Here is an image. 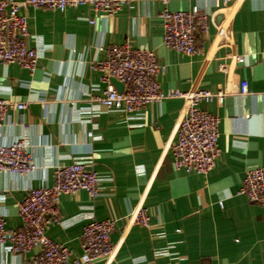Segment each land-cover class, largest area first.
<instances>
[{
    "label": "crops",
    "instance_id": "obj_1",
    "mask_svg": "<svg viewBox=\"0 0 264 264\" xmlns=\"http://www.w3.org/2000/svg\"><path fill=\"white\" fill-rule=\"evenodd\" d=\"M196 6L212 16L208 35L198 34L202 52L166 48L159 14ZM27 16V45L40 59L33 72L0 64V99L28 106L8 114L0 143L26 139L40 168L26 177L0 174L7 228L22 227L18 205L30 189L52 187L58 167L89 157L103 179L102 195L94 203L85 192L62 196L61 225L47 232L72 259L82 255L85 225L112 220L115 258L96 264H264V210L239 194L247 172L264 168V0H236L218 10L214 0H133L116 15L86 5ZM127 42L155 52L165 67L158 78L164 92L225 94L223 102L201 105L220 119L222 154L207 175L172 165L183 100L154 103L137 116L99 103L106 89L94 69L104 58L100 49ZM140 207L152 216L150 229L135 223ZM169 247L171 256L154 258ZM36 254L12 255L0 245V264H29Z\"/></svg>",
    "mask_w": 264,
    "mask_h": 264
},
{
    "label": "built area",
    "instance_id": "obj_2",
    "mask_svg": "<svg viewBox=\"0 0 264 264\" xmlns=\"http://www.w3.org/2000/svg\"><path fill=\"white\" fill-rule=\"evenodd\" d=\"M236 0H214L215 8L229 6ZM133 0H0V64H18L33 72L40 59L39 51L27 45L31 37L27 12L49 10L65 12L91 6L96 12L116 15ZM163 22V42L166 48L179 54L195 56L202 52L203 44L198 42V34L208 35L212 16L197 6L189 11L172 12L164 10L159 14ZM91 24L94 21L91 20ZM104 58L94 69L101 74V82L106 85L99 103L108 110H120L126 116H137L150 105L170 98L185 102V115L177 126L176 142L172 146V165L176 172L207 175L217 166L222 154L220 147V119L201 108L218 100L223 102V92L209 90L164 92L158 81L165 67L159 63L154 51L138 50L129 42L121 46L101 48ZM238 63L244 62L237 56ZM124 85L119 92L111 80ZM242 82L241 92L247 90ZM28 106L0 99V128L5 125L10 112H22ZM40 168L30 152L29 143L21 138L16 143H0V174L9 173L16 177H26ZM102 181L95 169L93 158H78L70 165L58 167L55 182L50 188L30 189L18 205L22 220L20 229L7 228L6 220L0 216V245L12 255L22 256L32 250L37 254L29 264H96L99 260H113L116 255L111 236L115 229L112 220H93L83 228L81 236L82 255L72 259L70 249L54 242L47 232L52 225H61L60 200L64 195L85 192L94 203L102 195ZM250 202L262 206L264 210V168L247 172L240 192ZM3 196L0 194V199ZM93 205L90 209H93ZM135 223L150 229L152 216L145 207L138 208ZM169 248L154 251V258L171 256ZM177 264V263H170Z\"/></svg>",
    "mask_w": 264,
    "mask_h": 264
},
{
    "label": "water",
    "instance_id": "obj_3",
    "mask_svg": "<svg viewBox=\"0 0 264 264\" xmlns=\"http://www.w3.org/2000/svg\"><path fill=\"white\" fill-rule=\"evenodd\" d=\"M111 82L119 92L124 91V85L121 82L117 81L116 79H112Z\"/></svg>",
    "mask_w": 264,
    "mask_h": 264
}]
</instances>
